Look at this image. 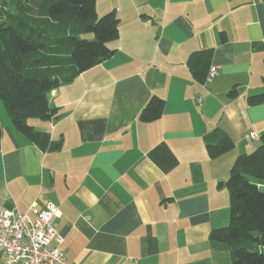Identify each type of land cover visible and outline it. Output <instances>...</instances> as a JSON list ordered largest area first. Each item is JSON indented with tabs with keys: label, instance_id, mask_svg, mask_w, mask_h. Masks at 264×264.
I'll use <instances>...</instances> for the list:
<instances>
[{
	"label": "crops",
	"instance_id": "1",
	"mask_svg": "<svg viewBox=\"0 0 264 264\" xmlns=\"http://www.w3.org/2000/svg\"><path fill=\"white\" fill-rule=\"evenodd\" d=\"M96 7L120 19L116 52L51 92L56 119H30L61 148L42 150L0 108V210L56 204L63 242L52 246L67 264H232L229 244L209 234L229 225L223 182L236 157L259 146L248 134L264 131V103L247 102L264 92V0ZM208 48L219 70L206 83L188 59ZM234 86L238 95L229 97ZM153 96L165 110L144 122L140 112ZM216 127L235 146L213 158L204 136Z\"/></svg>",
	"mask_w": 264,
	"mask_h": 264
},
{
	"label": "trees",
	"instance_id": "2",
	"mask_svg": "<svg viewBox=\"0 0 264 264\" xmlns=\"http://www.w3.org/2000/svg\"><path fill=\"white\" fill-rule=\"evenodd\" d=\"M97 0H2L0 3V100L13 125L44 151H57L60 140L30 123L56 119L59 108L50 104L51 92L81 73L109 59L120 36L115 10L97 14ZM26 9V11L24 10ZM92 34L91 38L84 34ZM213 49L192 53L193 76L204 82ZM238 95L234 86L229 97ZM250 105L264 103V92L250 95ZM165 100L153 96L140 112L144 122L159 119ZM2 126L0 123V139ZM259 146L238 155L223 182L230 194V223L214 228L209 238L228 243L232 264H264V131ZM211 157L235 146L230 135L216 127L204 136ZM222 185V183H221Z\"/></svg>",
	"mask_w": 264,
	"mask_h": 264
},
{
	"label": "built area",
	"instance_id": "3",
	"mask_svg": "<svg viewBox=\"0 0 264 264\" xmlns=\"http://www.w3.org/2000/svg\"><path fill=\"white\" fill-rule=\"evenodd\" d=\"M147 22L152 21L148 19ZM218 70L219 65H211L205 82H212ZM196 100L201 102V97ZM248 137L257 140L260 136L251 131ZM61 214L52 202L41 210L35 204L27 211L18 207L0 210V253L4 256V264H67L62 252L52 246L55 239L63 242L53 225V220Z\"/></svg>",
	"mask_w": 264,
	"mask_h": 264
},
{
	"label": "rangeland",
	"instance_id": "4",
	"mask_svg": "<svg viewBox=\"0 0 264 264\" xmlns=\"http://www.w3.org/2000/svg\"><path fill=\"white\" fill-rule=\"evenodd\" d=\"M9 3H10V1L11 0H7ZM2 2V0H0V3ZM25 11H26V9H24ZM84 37H88V38H91L92 37V34H84L83 35ZM0 108L1 109H3L4 111H5V114H7V116H8V113H7V111H6V109H5V106H4V103H3V101L2 100H0ZM258 141H259V143H260V140L259 139H257Z\"/></svg>",
	"mask_w": 264,
	"mask_h": 264
}]
</instances>
